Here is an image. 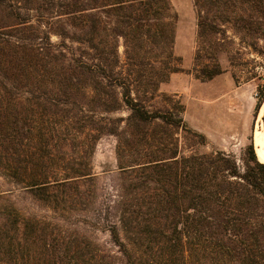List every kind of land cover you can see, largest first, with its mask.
<instances>
[{"label":"trees","instance_id":"1","mask_svg":"<svg viewBox=\"0 0 264 264\" xmlns=\"http://www.w3.org/2000/svg\"><path fill=\"white\" fill-rule=\"evenodd\" d=\"M235 2L247 5L245 15L198 10L193 70L201 81L223 72L219 23L264 37V0L196 5ZM173 41L167 0H0V174L66 213L92 193V156L104 135L117 139L119 169L109 206L117 220L107 228L116 252L60 222L25 216L0 188V264H264V161L253 139L240 164L223 150L184 154L177 130L207 142L186 125L183 105L147 106L158 84L181 71ZM263 100L258 85L256 109ZM124 108L126 116H112Z\"/></svg>","mask_w":264,"mask_h":264},{"label":"rangeland","instance_id":"2","mask_svg":"<svg viewBox=\"0 0 264 264\" xmlns=\"http://www.w3.org/2000/svg\"><path fill=\"white\" fill-rule=\"evenodd\" d=\"M167 1L174 15L172 51L179 58L181 71L170 73L166 81L158 84L154 99L147 106L164 112L176 103L183 105L182 117L186 125L202 133L207 143L197 144L183 130H177L174 136L182 153L223 150L232 154L240 164L242 152L250 138L253 139L255 130L260 128L264 133V100L256 109L258 85L264 86V37L238 33L230 22L219 23L218 37L224 39V48L217 52V59L223 72L211 80L201 81L193 70L198 47L199 8L204 15L212 16L224 11L223 15L229 17L233 9L245 15L246 11L242 9H246L247 5L235 2L227 9H217L200 7L196 5L197 0ZM202 5H205L204 2ZM51 39L55 43L60 42L56 35H52ZM109 39L108 36L106 42ZM116 44L121 66L118 69H123L125 75L126 44L122 37L116 39ZM203 60H207L206 55ZM247 77L252 79L246 80ZM139 89L140 94L143 93ZM127 113L124 108L112 116H126ZM116 144L114 135H104L97 141L91 162L95 175L92 193L88 192L86 200L77 204L73 211H54L1 174L0 188L6 190V198L25 216L60 222L94 240L103 250L116 252L117 247L107 229L111 222L117 220V211L109 208L117 199L119 185Z\"/></svg>","mask_w":264,"mask_h":264},{"label":"bare ground","instance_id":"3","mask_svg":"<svg viewBox=\"0 0 264 264\" xmlns=\"http://www.w3.org/2000/svg\"><path fill=\"white\" fill-rule=\"evenodd\" d=\"M254 137L256 138L257 142L261 145L259 149L256 150L258 158L263 160L264 159V133L259 128L255 130Z\"/></svg>","mask_w":264,"mask_h":264},{"label":"water","instance_id":"4","mask_svg":"<svg viewBox=\"0 0 264 264\" xmlns=\"http://www.w3.org/2000/svg\"><path fill=\"white\" fill-rule=\"evenodd\" d=\"M253 145H254V150H255V153H256V150L259 149L261 145L257 142V140L254 137V135H253ZM256 155H257V153H256ZM257 157H258V155H257Z\"/></svg>","mask_w":264,"mask_h":264}]
</instances>
